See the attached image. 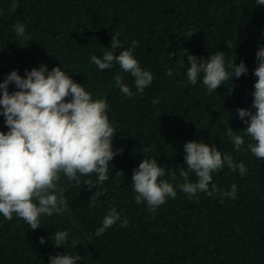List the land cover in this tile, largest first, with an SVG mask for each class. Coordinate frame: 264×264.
Here are the masks:
<instances>
[{
  "label": "trees",
  "instance_id": "16d2710c",
  "mask_svg": "<svg viewBox=\"0 0 264 264\" xmlns=\"http://www.w3.org/2000/svg\"><path fill=\"white\" fill-rule=\"evenodd\" d=\"M17 23L26 26L24 47L14 32ZM113 34L124 49L136 41L135 58L153 74L142 93L119 64L101 71L90 63L92 55L110 50ZM260 48L264 5L256 0H0V82L13 70L24 76L25 69L60 66L94 99L107 100L118 152L109 179L90 190L84 181L95 183V174L81 177L79 185L61 174L58 187L67 206L60 214L41 216L40 228L32 230L15 214L11 221L0 214V264H50L58 254H79L77 264H264V159L248 150V137L237 151L226 134L231 127L243 135L239 131L247 127L237 109L252 107ZM216 52L225 53L227 70L243 61L248 72L209 93L203 74L196 85L188 82V55L207 59ZM168 69L172 76L166 75ZM117 74L132 97L116 87ZM4 120L0 115V131L6 133ZM193 140L215 144L237 164L243 161L246 174L225 164L212 173L209 189L215 184L218 191L211 196L198 192L189 198L177 187L176 197L154 212L146 202L137 204L132 175L145 155L167 166L162 179L175 187L184 183V145ZM168 172H175V180ZM189 178L196 180L194 173ZM232 184L237 185L236 198L222 197ZM112 208L121 219L97 236ZM124 219L127 227L121 226ZM56 231L69 232L59 248L51 239Z\"/></svg>",
  "mask_w": 264,
  "mask_h": 264
},
{
  "label": "clouds",
  "instance_id": "9594fccd",
  "mask_svg": "<svg viewBox=\"0 0 264 264\" xmlns=\"http://www.w3.org/2000/svg\"><path fill=\"white\" fill-rule=\"evenodd\" d=\"M256 4L264 5V0H256ZM14 32L19 38L18 44L24 47L23 41L28 39L26 26L17 23ZM136 47L137 42L132 41V47L124 49L118 34H113L110 50L102 56L92 55L90 63L101 71L111 69L114 63L119 64L123 72L131 74L136 89L142 93L154 77L135 58ZM117 48L124 50L116 55ZM224 57L223 52H216L207 59L188 55V82L196 85L203 74V85L212 93L229 78L247 74L248 68L243 61L238 65L232 63L229 65L231 71L227 70ZM256 59L258 66L253 74L258 79L252 93V107L237 109L239 118L247 127L239 131L243 135L234 134L238 131L231 127L227 128L226 134L237 151L244 145L245 136L248 137L252 141L248 150L255 157L264 159V48L257 52ZM166 75L172 76L173 70L168 69ZM115 84L122 95H134L131 88L123 83L120 74L115 76ZM10 85H14L16 90L10 92ZM0 93V115L5 118L4 123L9 129L6 133L0 131V214L8 221L15 214L36 230L41 227V216L60 214L67 206L63 190L58 187L61 174L77 185L81 183V177L95 174V183L91 179L84 181L89 190L109 179L110 162L118 154L113 150L117 132L109 120L107 100L94 99L84 85L75 82L60 66L49 70L48 65L43 64L30 71L25 69L24 76L13 70L0 82ZM184 150L187 167L180 170L184 183L175 187L168 179H162L167 166H161L156 158L145 155L132 175L137 204L146 202L149 211L154 212L168 197H176L177 187L189 198L195 197L198 192L211 196L218 191L215 184L209 189L212 173L221 170L225 164L232 172L238 169L240 175L247 172L243 161L235 163L230 154H222L215 144L193 140L185 143ZM122 151L119 150V154ZM190 173L195 174V182L190 180ZM167 175L173 180L176 178L175 172H168ZM236 193L237 185L232 184L230 190L220 195L235 199ZM97 195L98 192L91 199L94 200ZM120 219L121 214L112 208L103 218L96 235H103ZM128 223L124 219L121 226L127 227ZM68 237V231H56L51 239L59 248L68 241ZM40 243H45L44 237L40 238ZM81 259L79 254H58L50 257V264H77Z\"/></svg>",
  "mask_w": 264,
  "mask_h": 264
}]
</instances>
